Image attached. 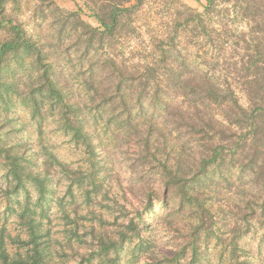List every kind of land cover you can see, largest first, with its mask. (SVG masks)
<instances>
[{"label":"trees","instance_id":"trees-1","mask_svg":"<svg viewBox=\"0 0 264 264\" xmlns=\"http://www.w3.org/2000/svg\"><path fill=\"white\" fill-rule=\"evenodd\" d=\"M8 1L0 0V33H4L0 39V166L7 170V186L3 190L7 208L28 236L23 239L20 235L7 234L3 224L0 264H49L51 238L43 229L42 221L51 219L58 185L64 183L71 198L75 189L84 190L85 201L90 206L91 193H98L106 179L101 172L106 157L97 153L101 145L99 125L107 128L113 124L123 132L122 138L120 135L115 138V146L126 157L131 174L145 180L142 181L143 207L128 217V211L120 205L128 221L117 229L116 236L96 231L91 224L88 233L94 240L92 251L81 254L78 264H92L94 257L98 264H124L120 250L134 239L141 249H148L151 240L148 237L146 240L144 233L151 227L148 215L154 212L157 198L162 199L169 210L171 202L172 206L186 202L195 204L200 201L208 180L226 179L228 171L234 167H238L240 173L250 170L256 174L264 188V58L259 61L252 57L247 61V69H252L245 80L251 96L248 106L242 104L238 91L231 85H219L207 75L183 70V67L161 74L164 95L161 89L151 88L158 75L156 68L148 67L138 77L134 72L127 73L117 57L108 53L115 41L124 36V20L144 4V0H82L98 22L97 26L82 17L83 5H78L75 11L57 7L64 17L54 33L56 39L44 42L28 35L23 25L7 11ZM213 3L214 0H208L205 13H196L192 20L200 25L204 23V15L211 11ZM68 22L74 34L76 58L100 55L96 63L88 65L81 89L83 94L74 91L55 49L54 41L62 38ZM162 53V57L167 58L168 51L163 49ZM27 69L31 77L22 82L18 72ZM20 108L26 110L33 124L39 127L38 150L33 149L23 134L24 122L15 113ZM50 120L56 130L70 135L76 146L91 158L87 174L83 165L73 167L43 139L42 124ZM169 134H174L173 140ZM153 172L159 178L162 198L158 187L147 185ZM195 208L198 219L190 238L173 257L165 254L157 257L161 259L159 263L166 260L169 264H181L190 254L187 264H208L202 246L210 237L208 229L214 215L205 204L199 203ZM261 208L264 216V204ZM250 214L258 215L254 207ZM66 216L69 218L68 214ZM97 219L105 223L102 215ZM78 226L77 222L69 229L73 236H78ZM203 232L207 235L202 237ZM7 237L11 242L27 246L26 255L11 254ZM231 242L235 264H253L248 257H241L243 247L238 240L233 237ZM70 247L79 253L78 249Z\"/></svg>","mask_w":264,"mask_h":264},{"label":"rangeland","instance_id":"rangeland-1","mask_svg":"<svg viewBox=\"0 0 264 264\" xmlns=\"http://www.w3.org/2000/svg\"><path fill=\"white\" fill-rule=\"evenodd\" d=\"M207 4L208 0H144V4L134 9V13L124 20V36L115 41L108 53L117 57L127 73L134 72L138 77L148 70V67L156 68L158 75L151 88L161 89V94L165 93L161 74L183 67V70L199 71L219 85H231L238 91L242 104L248 106L251 96L245 80L252 69H247V61L252 57L259 61L264 58V0H214L211 11L204 15V23L200 25L192 20V16L199 12L205 13ZM78 5H83L82 17L97 26L98 22L91 16L92 12L82 0H9L7 11L23 25L29 36L44 42L56 39L54 33L64 17L58 8L75 11ZM67 26L62 38L54 41L55 49L58 51L62 67L69 74L74 91L83 94L81 89L84 77L88 74V65L96 63L100 55L78 60L73 49L74 34L70 32L71 22H68ZM2 35L4 33H0V39L3 38ZM163 49L168 51L167 58L162 57ZM18 74L22 82L29 81L31 77L29 69L19 70ZM176 99L180 101L179 98ZM15 111L24 122V136L29 139L33 149L38 150V125L33 124L26 110L20 108ZM53 125L51 120L42 124L43 139L73 167L83 165L84 173L87 174L91 158L80 146H76L70 135L56 130ZM98 132L101 145L97 153L106 157L104 166H99L106 179L103 180V187L98 193H91L90 206L85 201L84 190L75 189L74 198H71L64 189V183L58 185L57 200L52 204L50 212L51 219L42 221L43 229L49 232L48 236L51 238L49 264H78L81 254L92 251L90 247H93L94 240L88 233L91 224L95 225L96 231H106L116 236L117 229L123 228L122 223L127 222L128 217L134 216L135 212L143 207L142 186L145 180L142 182L131 174L126 157L122 156L115 146V138L118 135L121 137L123 132L118 131L113 124L107 128H100L99 125ZM168 137L173 140L174 134H169ZM239 170L234 167L232 171H228L226 179L208 180L200 201L195 204L186 202L181 206H172L173 202L170 201L169 210L168 206L162 204V199H155L154 212L148 215L151 227L144 233L145 239L151 240L150 247L141 249L135 239L126 243L120 250L123 263L156 264L161 261L157 257L162 258L164 254L173 257L177 250L181 249L183 242L190 238L193 225L198 219L195 207L202 203L209 207L214 215V221L208 229L210 237L202 246L205 252L202 251L207 254L208 264H235L230 250L233 237L243 247L241 257H248L253 264H264L262 179H258L250 170L243 173ZM7 179L6 168L0 166V228L4 224L7 234L20 235L26 239V230L7 208L3 191L7 186ZM150 179L147 185L158 187L162 198L163 190L158 186L157 174L153 172ZM63 181L66 182L65 179ZM86 181L90 182L88 179ZM88 188L90 189V185ZM32 194L33 198H36L34 190ZM20 198H23V194ZM72 201H76L73 206ZM121 204L124 205L125 211H128V217L126 212L121 211ZM252 207L261 217L251 216ZM74 209H77L79 214ZM65 214H68L69 218ZM100 215L104 217L103 224L97 219ZM77 222L79 234L73 236L69 229L76 226ZM150 230L151 233H148ZM204 235L207 233L203 232L202 237ZM69 239L71 242H68ZM7 241V249L11 254L21 252L26 255L27 246L11 242L8 237ZM70 245L78 249L80 254L73 252ZM190 257L189 254L181 264H187ZM98 263L97 257L92 258V264ZM159 264L169 263L165 260Z\"/></svg>","mask_w":264,"mask_h":264}]
</instances>
